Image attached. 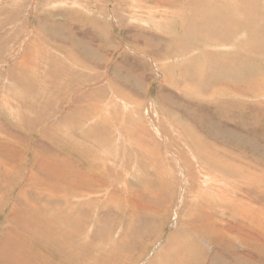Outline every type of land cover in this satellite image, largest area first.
I'll return each mask as SVG.
<instances>
[{"label":"rangeland","instance_id":"1","mask_svg":"<svg viewBox=\"0 0 264 264\" xmlns=\"http://www.w3.org/2000/svg\"><path fill=\"white\" fill-rule=\"evenodd\" d=\"M190 1L0 0V264H264V0Z\"/></svg>","mask_w":264,"mask_h":264},{"label":"bare ground","instance_id":"2","mask_svg":"<svg viewBox=\"0 0 264 264\" xmlns=\"http://www.w3.org/2000/svg\"><path fill=\"white\" fill-rule=\"evenodd\" d=\"M203 0H192V1H190L189 2V5H190V7H192V6H194V4H195V7L196 8H198L199 6H200V4H201V2H202ZM232 1V2H231ZM245 3L246 4H248V5H246V4H241L240 3V0H222V2L220 1V0H218V2H217V6H218V8H217V11L215 12V14L217 15L216 17H214V19H213V23L215 24V26H214V28L212 29L213 31L212 32H214L215 34H216V37L218 36V34H228L229 33V28L225 25V24H223V22H228L229 21V24H232V25H236V22L234 21V20H232L231 19V17H237V18H240V17H245V22L247 23L248 21H250L251 22V19L253 18V17H256V15L255 14H257V15H259V7H258V5H257V3H258V0H246L245 1ZM81 5V4H80ZM225 5L226 6H229L226 10H231V12H230V14L229 13H226L225 11H221V9H220V6L221 7H224L225 8ZM244 5H246L245 7H243ZM243 7V8H242ZM254 7H256V8H254ZM212 8V7H211ZM195 15H196V13H195ZM193 16V15H190V18H192V17H197V16ZM199 16V15H198ZM250 16H252V17H250ZM200 17V16H199ZM203 18V17H202ZM196 19V18H195ZM201 20V19H200ZM203 20V19H202ZM209 20V19H208ZM204 21V20H203ZM201 22V21H200ZM199 25H200V23H199ZM202 25H203V23H202ZM201 25V26H202ZM205 27H203V29H204ZM192 30L190 29L189 30V32H191ZM210 31H211V29H210ZM193 32V31H192ZM258 33H259V37L261 38V31H260V28H259V30H258ZM212 34V33H211ZM213 36H215V35H213ZM213 38L214 37H208V40H213ZM219 41H218V43H220V45L222 44V46H224L225 44H224V42H223V40H222V37H219ZM259 39V38H258ZM217 40H218V37H217ZM86 42V41H85ZM209 42H212V41H209ZM258 42H259V44L260 45H263L264 44V41H261V40H258ZM84 43V42H83ZM215 43V42H214ZM77 44H78V42H77ZM88 44V43H87ZM206 44V43H205ZM81 45H83V44H81ZM80 45V46H81ZM86 45V44H85ZM91 45V44H90ZM209 45H211V44H209ZM78 46H79V44H78ZM84 46V45H83ZM208 46V45H207ZM205 47V46H204ZM78 48V47H77ZM94 48V47H93ZM206 48V47H205ZM95 49V48H94ZM78 50H80V49H78ZM87 50H85V52H86ZM90 52V51H89ZM91 53V52H90ZM78 54V53H77ZM81 54V53H80ZM80 54H78V55H80ZM86 54V53H85ZM83 53H82V55H81V57H83ZM89 55V54H88ZM91 55V54H90ZM85 56V55H84ZM87 56V55H86ZM176 57V56H175ZM87 58V57H86ZM76 59V58H75ZM74 59V60H75ZM87 59H89V58H87ZM72 60V59H71ZM73 60V62H75ZM78 61V60H77ZM219 114L220 113H218V112H216V113H214V114H212V115H214V116H216V117H218L219 116ZM229 114L228 113H226V116L225 117H227ZM214 134V133H213ZM121 135V134H120ZM171 142V141H170ZM173 156V155H172ZM125 157V156H124ZM197 162V161H196ZM242 166V165H241ZM239 168H240V166H239ZM248 170V169H247ZM161 171V170H160ZM164 173V172H163ZM69 176V175H68ZM65 177V176H64ZM76 177V176H75ZM172 177V176H171ZM53 178H57V176H53ZM59 178V177H58ZM67 178V177H66ZM143 179V178H142ZM168 179V178H167ZM173 180V179H172ZM169 183H172V181L170 182L169 181ZM218 184V183H217ZM212 185H213V183H212ZM211 185V186H212ZM214 187H215V185H214ZM160 188V187H159ZM157 189V188H156ZM198 188H196V190H197ZM219 189V188H218ZM108 190H109V188H108ZM107 190V191H108ZM213 190H214V188H213ZM212 190V191H213ZM159 191V190H158ZM160 191H161V189H160ZM214 191H216V190H214ZM213 191V192H214ZM105 191H103L102 193H104ZM209 192V191H208ZM107 193V192H106ZM195 195H196V193H194ZM211 194V193H210ZM209 194V195H210ZM214 194V193H213ZM217 194V193H216ZM222 194V193H221ZM85 195V194H84ZM104 195V194H103ZM200 195V194H199ZM198 195V196H199ZM215 195V194H214ZM213 195V196H214ZM220 195V193H219V191H218V194H217V197ZM222 195H224V194H222ZM222 195H221V198L223 199V197H222ZM197 196V197H198ZM203 195H201V197H202ZM182 197V196H181ZM180 197V198H181ZM84 198V197H83ZM196 198V197H195ZM207 198V197H206ZM205 198V199H206ZM209 198H211V196H208V200H207V202L210 200ZM220 198V197H219ZM79 199V198H78ZM88 199V198H87ZM93 199V198H92ZM202 199H203V197H202ZM215 199H217V198H215ZM151 200V199H150ZM166 200V199H165ZM220 200V199H219ZM218 200V201H219ZM78 201V200H77ZM76 201V202H77ZM93 201V200H92ZM95 201V200H94ZM206 201V200H205ZM79 202V201H78ZM149 202H152V201H148V203ZM163 202H165V201H163ZM197 202V201H196ZM219 202H221V200L219 201ZM148 203L146 204V205H148ZM177 203V202H176ZM206 203V202H205ZM214 203V202H213ZM222 203V205H223V202H221ZM226 203V202H225ZM141 204H143L142 202H141ZM144 204V205H145ZM153 204H154V202H153ZM194 204H195V202H194ZM164 205V204H163ZM221 205V204H220ZM221 205V206H222ZM196 206H198V205H196ZM225 206V205H224ZM97 207V206H96ZM151 207V206H150ZM153 207V206H152ZM164 207V206H163ZM153 208H155V207H153ZM152 208V209H153ZM212 208V207H211ZM217 208V207H216ZM227 208V207H226ZM186 209V208H185ZM188 209V208H187ZM200 209V208H199ZM203 208H201V210H202ZM222 209V208H221ZM189 211V210H188ZM193 211H194V209H193ZM112 212V211H111ZM161 212V211H160ZM192 212V211H191ZM198 212V211H197ZM216 212V211H215ZM103 213V212H102ZM185 213V212H184ZM188 213V212H187ZM196 213V212H195ZM218 213V212H217ZM117 214V213H116ZM180 214V213H179ZM190 214V216H191V213H189ZM199 214H201V213H199ZM107 215H111L110 213H109V211H108V214ZM106 215V216H107ZM160 215V214H159ZM111 216H113V215H111ZM188 216V215H187ZM190 216H189V218H190ZM52 217H54V216H52ZM51 217V218H52ZM103 217V216H102ZM110 217V216H109ZM109 217H106V218H108L109 219ZM184 217V216H183ZM201 217V216H200ZM73 218H75V217H73ZM104 218H105V216H104ZM116 217H114V219H115ZM142 219V218H141ZM156 219V218H155ZM159 220V219H158ZM109 221H111V220H109ZM114 221V220H113ZM149 222V221H151V220H146V222ZM160 221H162V220H160ZM193 221V220H192ZM138 222V221H137ZM158 222V221H157ZM180 222H182V221H180ZM188 222V221H187ZM79 223V222H78ZM92 223H93V221H92ZM106 223V222H105ZM150 223V222H149ZM153 223V219H152V222H151V224ZM186 223V222H185ZM154 224H155V222H154ZM153 224V225H154ZM157 224V223H156ZM107 225V224H106ZM110 225V224H109ZM179 225V224H178ZM181 225V224H180ZM179 225V226H180ZM21 226V225H20ZM178 226V227H179ZM185 226H188L187 225V223H186V225ZM92 227H94V226H92ZM159 227V226H158ZM189 227V226H188ZM104 228H106L107 229V227H104ZM180 228V227H179ZM182 228H184V227H182ZM29 229H31V228H29ZM188 229V228H187ZM190 229H192V228H190ZM10 230V229H9ZM131 230V229H130ZM182 230H184V229H182ZM181 230V231H182ZM189 230V229H188ZM194 230V229H193ZM221 230V229H220ZM219 230V231H220ZM228 230V229H227ZM97 231H99V229L97 230ZM107 231V230H106ZM123 231H124V229H123ZM17 232V231H16ZM127 232V231H126ZM185 232V231H184ZM221 232V231H220ZM14 233V232H13ZM67 233V232H66ZM101 233V232H100ZM103 233H105V236L107 235L106 233L107 232H103ZM120 233V232H119ZM125 233V232H124ZM146 233V232H145ZM192 233H193V231H192ZM222 233V232H221ZM10 234V233H9ZM16 234V233H15ZM15 234H13V237H14V235ZM19 234V233H18ZM51 234V233H50ZM53 234V233H52ZM51 234V235H52ZM189 234H190V232H189ZM115 235V234H114ZM86 236V235H85ZM103 236H104V234H103ZM4 237V236H3ZM13 237H12V239H13ZM57 237V236H56ZM73 237V236H72ZM74 237H75V235H74ZM102 237V236H101ZM118 237V236H117ZM131 237V236H130ZM129 237V238H130ZM11 238V237H10ZM15 238H16V236H15ZM113 238V237H112ZM144 238V237H143ZM150 238H151V236H150ZM22 239V238H21ZM149 239V238H148ZM5 240V239H4ZM145 240V239H144ZM74 241V240H73ZM134 240H132V241H130V242H133ZM148 241V240H147ZM22 242V241H21ZM58 242V241H57ZM134 242H136V239H135V241ZM138 242V241H137ZM153 242H155V241H153ZM60 243V242H59ZM114 244H116V243H114ZM22 245V244H21ZM24 245V244H23ZM2 246H4V245H1V248H2ZM25 246V245H24ZM134 246V245H133ZM132 246V247H133ZM135 246L137 247V245L135 244ZM30 247V246H29ZM87 247V246H86ZM115 247H116V245H115ZM125 248V247H124ZM138 248H140V247H138ZM147 248V247H146ZM25 249V248H24ZM114 249V248H113ZM136 249V248H135ZM5 250H6V248H5ZM127 250V249H126ZM132 250H134V248L132 249ZM140 250V249H139ZM145 250V249H144ZM90 251V250H89ZM104 251V250H103ZM135 251V250H134ZM2 252H3V249H2ZM105 252H107V251H105ZM136 252V251H135ZM141 252V251H140ZM101 253H102V251H101ZM132 253H134V252H132ZM9 254H11L10 252H9ZM25 254V253H24ZM29 254V253H28ZM105 254V253H104ZM12 255V254H11ZM26 255V254H25ZM98 255V254H97ZM96 255V256H97ZM103 255V254H102ZM134 255V254H133ZM166 255V254H165ZM9 256V255H8ZM34 256V255H33ZM32 256V257H33ZM71 256V255H70ZM98 257V256H97ZM104 257H105V255H104ZM113 257V256H112ZM134 257V256H133ZM156 257V256H155ZM12 258V257H11ZM30 258H31V256H30ZM72 258V257H71ZM135 259V258H134ZM37 260V259H36ZM71 260V259H70ZM103 260V259H102ZM17 261H19V258H16L15 260H14V263H16ZM32 261V260H31ZM80 261V260H79ZM11 263V262H10ZM18 263H20V262H18ZM24 263V262H23ZM22 263V264H23ZM79 263V262H78ZM132 263H133V261H132ZM12 264V263H11Z\"/></svg>","mask_w":264,"mask_h":264},{"label":"crops","instance_id":"3","mask_svg":"<svg viewBox=\"0 0 264 264\" xmlns=\"http://www.w3.org/2000/svg\"><path fill=\"white\" fill-rule=\"evenodd\" d=\"M187 261V260H186ZM185 263V261L183 262V264ZM181 264V263H180ZM186 264V263H185Z\"/></svg>","mask_w":264,"mask_h":264}]
</instances>
